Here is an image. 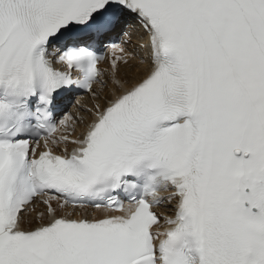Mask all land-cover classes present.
Wrapping results in <instances>:
<instances>
[{
    "label": "snow or ice",
    "instance_id": "snow-or-ice-1",
    "mask_svg": "<svg viewBox=\"0 0 264 264\" xmlns=\"http://www.w3.org/2000/svg\"><path fill=\"white\" fill-rule=\"evenodd\" d=\"M0 264H264V0H0Z\"/></svg>",
    "mask_w": 264,
    "mask_h": 264
},
{
    "label": "bare ground",
    "instance_id": "bare-ground-1",
    "mask_svg": "<svg viewBox=\"0 0 264 264\" xmlns=\"http://www.w3.org/2000/svg\"><path fill=\"white\" fill-rule=\"evenodd\" d=\"M129 33H130V42H131V45L129 46L128 50L129 51H132V49H136V48H139V44L140 43H143L144 41H142L138 35H137V31L135 29H128ZM144 51V52H143ZM141 51V55L142 57H144L145 55V62L147 61V58H148V52L146 50H143ZM139 58H137V60H133L130 67L128 68H125L123 66H121L120 68V76L121 78H129L131 79L132 77H138L140 75H143L144 73L147 72L148 68H147V63H144V64H141L139 63ZM105 65H101V69L102 70H105ZM108 94L111 95V89L109 88L108 89ZM95 102L91 99L90 96L86 95L84 97H81L80 98V102L79 104L73 108L70 113L68 115H71V116H78L80 113L78 112V109L80 110H84V109H87V108H90ZM79 131H82L81 130H78V133L79 134ZM162 196L163 195H167V193H164V194H161ZM169 206H165L160 212L164 213L165 215H170V213L167 212V208ZM96 211L95 210H89L88 211V215L89 217L93 216V215H96ZM28 226V223H27V219H26V223H25V227Z\"/></svg>",
    "mask_w": 264,
    "mask_h": 264
}]
</instances>
